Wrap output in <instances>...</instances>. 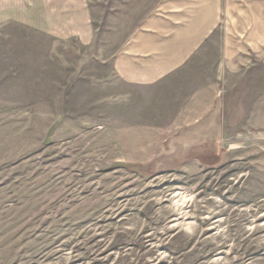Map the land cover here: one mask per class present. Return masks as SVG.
I'll use <instances>...</instances> for the list:
<instances>
[{
  "label": "rangeland",
  "instance_id": "rangeland-1",
  "mask_svg": "<svg viewBox=\"0 0 264 264\" xmlns=\"http://www.w3.org/2000/svg\"><path fill=\"white\" fill-rule=\"evenodd\" d=\"M93 2L91 46L0 30V264H264V132L158 166L112 69L146 0Z\"/></svg>",
  "mask_w": 264,
  "mask_h": 264
},
{
  "label": "crops",
  "instance_id": "crops-1",
  "mask_svg": "<svg viewBox=\"0 0 264 264\" xmlns=\"http://www.w3.org/2000/svg\"><path fill=\"white\" fill-rule=\"evenodd\" d=\"M96 5L0 0V30L13 25L51 42L91 46ZM145 5L112 69L129 89L124 105L139 96V117L157 119L146 126L163 136L155 147L157 165L207 166L216 152L240 149L247 136L264 132V0Z\"/></svg>",
  "mask_w": 264,
  "mask_h": 264
}]
</instances>
